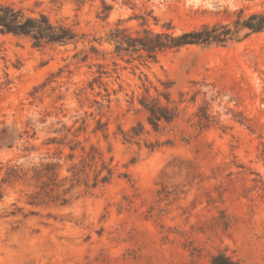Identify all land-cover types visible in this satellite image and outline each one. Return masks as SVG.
Wrapping results in <instances>:
<instances>
[{
  "label": "rangeland",
  "instance_id": "1",
  "mask_svg": "<svg viewBox=\"0 0 264 264\" xmlns=\"http://www.w3.org/2000/svg\"><path fill=\"white\" fill-rule=\"evenodd\" d=\"M0 2L84 35L0 31V264H264V30L156 60L109 41L235 28L264 0ZM147 102L176 116L154 125Z\"/></svg>",
  "mask_w": 264,
  "mask_h": 264
},
{
  "label": "trees",
  "instance_id": "2",
  "mask_svg": "<svg viewBox=\"0 0 264 264\" xmlns=\"http://www.w3.org/2000/svg\"><path fill=\"white\" fill-rule=\"evenodd\" d=\"M238 16L232 28L229 24L215 23L207 24L201 28L184 31L176 34L172 30L162 32L146 31L144 35L132 36L127 34L121 28H115L109 41L115 43L116 55L122 59H131L135 53L145 56L149 60H156L159 53L168 49H180L188 44H201L216 42L226 43L228 40L238 37L243 29H247L246 35L251 32H260L264 30V11L253 12L247 17H243V12ZM0 31L3 33H12L18 36L30 37L33 44L41 47L45 44L67 45L77 43L84 35H79L72 27L53 22L45 13L28 14L20 8L8 3L0 2ZM91 50L99 54L100 50L91 45ZM78 54V53H77ZM89 53H86L82 60H87ZM169 100V99H168ZM144 108L149 112V120L152 124L158 125L160 121H172L176 116L175 109L169 106H163L155 102L143 103ZM74 150V148L72 147ZM43 168L54 171V164H42ZM37 172L41 169L34 168ZM111 171L103 176V181H108ZM211 264H239L227 254L220 252L212 257Z\"/></svg>",
  "mask_w": 264,
  "mask_h": 264
}]
</instances>
